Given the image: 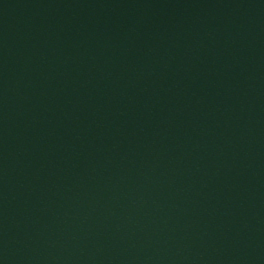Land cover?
I'll list each match as a JSON object with an SVG mask.
<instances>
[{"label": "water", "instance_id": "95a60500", "mask_svg": "<svg viewBox=\"0 0 264 264\" xmlns=\"http://www.w3.org/2000/svg\"><path fill=\"white\" fill-rule=\"evenodd\" d=\"M0 264H264V0H0Z\"/></svg>", "mask_w": 264, "mask_h": 264}]
</instances>
